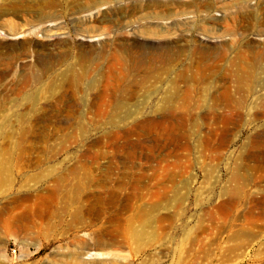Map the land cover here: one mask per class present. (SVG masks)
<instances>
[{
	"label": "rangeland",
	"instance_id": "374dc122",
	"mask_svg": "<svg viewBox=\"0 0 264 264\" xmlns=\"http://www.w3.org/2000/svg\"><path fill=\"white\" fill-rule=\"evenodd\" d=\"M54 1L0 0V264H264V64L192 73L257 0Z\"/></svg>",
	"mask_w": 264,
	"mask_h": 264
},
{
	"label": "bare ground",
	"instance_id": "6f19581e",
	"mask_svg": "<svg viewBox=\"0 0 264 264\" xmlns=\"http://www.w3.org/2000/svg\"><path fill=\"white\" fill-rule=\"evenodd\" d=\"M42 2H44L47 6L55 7L56 5L54 0H42ZM66 2L71 4L72 7H77L76 11H84L85 8L91 9V7H97L105 4L104 0H90L88 1L87 6L80 4L78 0H66ZM189 4L197 8H201L198 5H202L203 8L207 9L211 5L209 0H203L202 2L193 1L189 2ZM240 4L242 7L244 6L243 2H240ZM234 19L236 22L232 30L234 33H239L237 35L240 39L237 38L236 40H232L231 43L227 45L233 50V56L227 58V49L222 52L217 51V56L215 57L211 50L202 45L196 44L193 49L195 54L200 55V60H203L202 62H196L197 68L192 72L193 75L200 76L203 82L208 81L215 74L223 76L226 80H228V77H231L234 80L235 85L224 84L221 86L220 92H244L247 82L253 80L257 75L256 68H261L264 64V40H260L258 43L254 44L250 42L249 39H246L252 29H255L261 35L264 34V0H257V2L252 6L244 8L242 10L241 20H238V17ZM224 60L228 63L226 70H222L220 68V63ZM135 61L137 62L135 64L137 67L139 63L147 64V62H150L151 60H149L148 57L142 56L135 57ZM195 76H193L194 78L192 79L195 80ZM21 202V197H16L14 199V206L17 207ZM6 207L7 208H4L3 213L8 231H20L21 226L18 224V221L14 217H6L9 215L13 207ZM103 239V234L100 230H98L95 234V244L102 242Z\"/></svg>",
	"mask_w": 264,
	"mask_h": 264
}]
</instances>
